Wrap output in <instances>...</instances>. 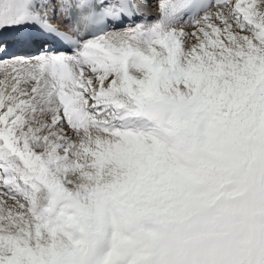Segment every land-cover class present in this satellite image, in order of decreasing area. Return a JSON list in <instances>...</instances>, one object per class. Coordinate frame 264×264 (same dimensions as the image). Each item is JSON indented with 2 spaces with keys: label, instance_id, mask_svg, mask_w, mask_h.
Wrapping results in <instances>:
<instances>
[{
  "label": "snow or ice",
  "instance_id": "1",
  "mask_svg": "<svg viewBox=\"0 0 264 264\" xmlns=\"http://www.w3.org/2000/svg\"><path fill=\"white\" fill-rule=\"evenodd\" d=\"M0 264H264V0H0Z\"/></svg>",
  "mask_w": 264,
  "mask_h": 264
}]
</instances>
